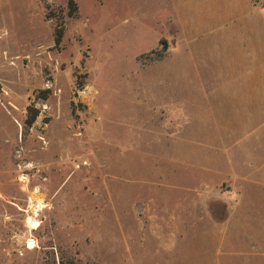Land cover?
Segmentation results:
<instances>
[{
    "label": "rangeland",
    "instance_id": "obj_1",
    "mask_svg": "<svg viewBox=\"0 0 264 264\" xmlns=\"http://www.w3.org/2000/svg\"><path fill=\"white\" fill-rule=\"evenodd\" d=\"M73 2L0 0V264H264V187L205 146L239 103L199 83L250 75L264 0Z\"/></svg>",
    "mask_w": 264,
    "mask_h": 264
},
{
    "label": "crops",
    "instance_id": "obj_2",
    "mask_svg": "<svg viewBox=\"0 0 264 264\" xmlns=\"http://www.w3.org/2000/svg\"><path fill=\"white\" fill-rule=\"evenodd\" d=\"M240 18L248 21L243 16ZM260 37L264 38L261 31ZM257 47L250 44L240 48L237 56L235 54L237 65L230 67L235 72L253 63L248 77L239 78L241 76L238 75L237 78L225 80L199 81L208 88L205 91L206 99H217L220 95L223 100L226 98L228 102L239 103V106L229 108L231 113L228 117L225 112L218 116V125L209 131L213 135L211 142L207 141L205 146L211 145V155L207 154V158L210 156L215 162L220 155L221 173L227 176L225 180L229 183V190L241 197L250 184L264 187V47ZM242 136L244 145L240 142ZM206 150L208 152V147Z\"/></svg>",
    "mask_w": 264,
    "mask_h": 264
},
{
    "label": "trees",
    "instance_id": "obj_3",
    "mask_svg": "<svg viewBox=\"0 0 264 264\" xmlns=\"http://www.w3.org/2000/svg\"><path fill=\"white\" fill-rule=\"evenodd\" d=\"M68 5H69V13L72 14L76 10V5L73 2V0H68ZM61 35H62V31L61 29H58L54 37L55 45L59 44ZM35 116H36L35 114H30L28 123H31L35 119Z\"/></svg>",
    "mask_w": 264,
    "mask_h": 264
},
{
    "label": "bare ground",
    "instance_id": "obj_4",
    "mask_svg": "<svg viewBox=\"0 0 264 264\" xmlns=\"http://www.w3.org/2000/svg\"><path fill=\"white\" fill-rule=\"evenodd\" d=\"M12 146V145H11ZM10 147V146H9ZM11 149V148H10ZM34 225L36 226L37 225V223H34Z\"/></svg>",
    "mask_w": 264,
    "mask_h": 264
}]
</instances>
